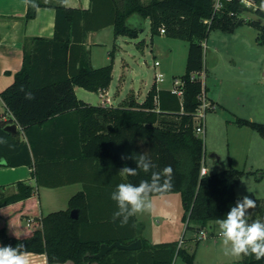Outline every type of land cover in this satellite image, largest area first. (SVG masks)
<instances>
[{"label":"trees","instance_id":"16d2710c","mask_svg":"<svg viewBox=\"0 0 264 264\" xmlns=\"http://www.w3.org/2000/svg\"><path fill=\"white\" fill-rule=\"evenodd\" d=\"M215 2L91 0L89 8H79L68 6L65 0H28L26 19L35 17L40 6L55 8V31L52 37L25 38L22 66L15 72L14 81L1 91L14 114L12 121L20 124L24 136L8 132L5 126L10 121L0 115V165L5 159V165L32 166L38 185L68 183L65 176L52 181L49 173L63 170L69 174L78 166L81 169V164H95L103 173L118 174L124 182L138 184L150 180L151 172L137 169L136 176L123 177L119 171L125 166L136 168L137 154L145 153L156 165L153 171L172 166L173 187L167 193H180L188 226L200 230L224 218L243 197L236 187L245 170L230 166L200 175L205 143L196 132L195 115L200 95L207 91L201 77L205 71L204 44L212 29L233 32L245 22L261 30L263 43L264 23L245 13L256 12L262 18L264 12L261 8L254 11L240 0H223L218 9ZM147 19L152 38L164 28V35L189 41L185 71L174 77L181 81L182 96L170 88H159L155 80L143 101L133 90L118 105L92 104L79 98L76 86L106 92L113 80L114 50L108 64L93 66L85 44L89 32L112 25L115 36L135 38L145 30ZM26 94L33 99H26ZM210 102L208 110L215 108ZM235 121L264 136V122L239 116ZM94 199V194L92 197L84 188L71 196L66 209L40 215L33 184L18 180L13 192L0 185V245L24 244L28 253H46L49 263L73 260L75 264H90L98 260L100 264H172L178 254L194 264V253L179 246L178 241L139 249L114 246L103 257H94L103 242L128 244L136 237L135 216L122 226L119 218L113 219L117 210L114 201ZM73 208L80 210L77 218L71 216ZM255 211L250 219L264 217L263 200H258ZM30 217L34 218L31 225L18 226ZM93 230L102 234L93 235ZM233 264H264V259L244 256Z\"/></svg>","mask_w":264,"mask_h":264},{"label":"rangeland","instance_id":"374dc122","mask_svg":"<svg viewBox=\"0 0 264 264\" xmlns=\"http://www.w3.org/2000/svg\"><path fill=\"white\" fill-rule=\"evenodd\" d=\"M245 14L249 18L255 17L264 23L262 18L256 17L251 11H246ZM260 31L249 22L238 26L233 32L220 28L211 30L204 44L205 63L208 68V78L205 77L204 84L209 95L211 91H218L220 104L206 112V130L200 135L204 139V156L209 171L212 173L230 166L245 170L236 192L239 196L254 199L256 203L258 200L264 201V136L235 120L239 116L264 122V42H260ZM153 38L156 44L166 52L159 57L161 65L157 66L158 70L169 68L170 71L162 85L172 86L173 76L179 78L185 71L189 41L167 35H155ZM100 39L103 44L94 46L98 57H105L114 50V53H122L134 68L133 71L131 69L126 71L121 88L122 93L126 95L132 87L136 91L141 87L146 93L154 79V69L151 65L155 62L150 22H146V28L140 32L138 38L126 35L115 36L112 31H109V33H103ZM214 73L222 77L221 83L214 81L212 77ZM121 74V70L117 68L114 89L111 91L113 98ZM82 93H85L88 98H84ZM77 96L93 104L102 102L100 92L83 87H78ZM213 153L218 154L219 161H214ZM74 188L75 186L65 187L59 189L56 194H43L41 211L47 214L53 210L66 209L69 197L75 192ZM171 196L174 199L170 210L172 215L176 214L178 217L177 222H174L179 231L176 239L181 246H185L182 242L189 239L186 247L194 253V264H217L219 259L232 260L233 257L225 256L223 252L218 254V257L214 242L215 240L221 242L220 237L214 239L210 235V237L198 239L199 230L187 226V222L182 221L185 210L180 193L175 192ZM158 209V206L153 203V210L150 213L136 216L139 221L143 220L146 223L145 234L152 240L167 237L170 239L173 236L169 235L173 232L174 223L172 228L170 227L172 229L170 232L168 226L162 225V217L158 214ZM254 212H256L255 209L251 210V213ZM26 223L27 219L24 218L18 226H26ZM192 236L194 239L191 238ZM174 259V264H188L181 255L176 254Z\"/></svg>","mask_w":264,"mask_h":264},{"label":"crops","instance_id":"0c3cea01","mask_svg":"<svg viewBox=\"0 0 264 264\" xmlns=\"http://www.w3.org/2000/svg\"><path fill=\"white\" fill-rule=\"evenodd\" d=\"M65 2L68 6L79 7V8H89L91 0H65ZM27 8H28V0H0V101H1L0 115L2 116L4 120H9L10 121L9 123L15 122V121H12L14 119V114L7 107L6 103L2 99L1 91L4 90L7 86H9L14 81L15 72L18 71L22 66L23 58H24V49H23L24 40L26 37H32V36L52 37L55 31V15H56L55 8L50 7V6H40L37 8V13L35 17L26 19L25 14L27 12ZM147 21H149V19H147ZM109 31H112V33L114 34V28L112 25L106 26L100 30L91 31L89 32V35L85 42L86 47L89 48L91 51V62L93 66L95 67L108 64L111 61L112 57L110 53L106 55L105 57H98L94 51V46L103 44L102 39H100L101 35L105 32L109 33ZM160 35L162 36L164 35V33ZM151 42H152V53L155 56V61L159 60L160 63L158 65H161V60L159 59V57L160 55L166 54V52H164V50H162L161 47L158 44H156V42L154 41V38H152ZM119 47H122V46L119 45ZM113 59H114L113 80L111 82L109 89L106 90V93L110 96L112 104L118 105L126 97V95L129 92L128 91L125 95L121 91L122 84H123V78L126 75V71L128 69L129 70L131 69L133 71L134 68L131 66L128 59L122 53L120 54L114 53ZM158 65H156L155 62L153 65H151L154 69V79L152 83L150 84V87L153 84V82L156 80L155 73L157 71L164 72L165 79L167 77L169 68H165V70L164 69L158 70L157 68ZM117 68L121 70L122 74L119 78V82L116 84V90H114L115 91L114 92L115 99H114L112 97L111 91L112 89H114V81H115V75H116ZM205 74H206V78H208V68H207L206 63H205ZM212 75H213L212 77L214 81H217L218 83L222 82L221 76H218L215 73ZM174 77L175 75L173 76V79ZM165 79L163 81H157L158 87L171 89L173 85L172 86L162 85V82H164ZM78 87H81V86L75 87L77 95H78ZM149 88L147 89L146 93L142 91L141 87L139 88L138 91H136V89L132 87L130 91L133 90L136 94L137 99L139 101H143L146 97V94ZM206 94L208 98L214 102L215 107L216 105L220 104V98H219L218 91L217 92L211 91L210 92L211 95H209L208 92L206 91ZM82 96L84 98H88V96L85 93H82ZM83 100L86 102L92 103L91 101H88L85 99ZM71 120L72 118L68 117V121H71ZM17 124H18L17 132H20V135L22 137L24 136V131L22 127L20 126V124L19 123ZM216 155L218 156V154L216 153L212 154V156L214 157V161L217 162L220 160V157L218 156V158H216ZM1 161L3 165H0V185L5 186L7 191L13 192V191H16V182L18 180H25L33 184L37 189V197H38V202H39L40 215L41 214L45 215L41 211L43 194H47V195H49L50 193L56 194V192L59 189L75 186V188L73 189L75 190V192L72 195L86 188L90 190L92 197L94 194L95 202L107 201V200H111L110 194L112 191L115 190L118 184L126 183L120 176H118V174L116 175L111 172L103 173L100 170V168H98V166H96L95 164H93L92 167L85 165V164H81V169H79V166L74 168L71 171V173H69L70 175L64 174L63 170L62 172L59 170H55L54 172L49 173V177L52 178L51 179L52 181H55V182L59 181L60 176H65V178L69 180L68 183H64L61 185H55V186L38 185L37 180L33 174L32 166L26 165V164L10 166V165L4 164L6 161L5 159H2ZM51 169L52 168H50V170ZM122 176L125 177L126 175H122ZM237 187H236V191H237ZM172 193H175V192L166 193L164 195H154L152 198L153 203L159 208L158 214H160V216L162 217V222H161L162 225L168 226L170 229V232L172 230L171 229L172 224L174 222H177L176 218H178L176 217V214L172 215L171 210H170L172 203H173V199H174L172 198L173 196H171ZM71 196L69 197V199L71 198ZM68 204H69V200H68ZM252 215L253 213H251V217ZM258 218H255V219H258ZM259 219L264 220V217H260ZM182 221L187 222L184 218V215L182 216ZM145 224L146 223L143 220L139 221L137 216H135L136 237L130 242H133L139 239L141 241V247L150 246L155 243L170 242V241H178V245H179V240L176 239L177 238L176 236L179 233V231L177 230V226L175 223L173 225V232L170 233L169 235V236H172V235L173 236L170 237V239L169 237H167L166 239H159V240H152L148 235L145 234V226H146ZM192 228L197 229L196 226H192ZM205 228L208 231V234H209L208 237H210L211 235L213 236L214 239H216L217 237L219 238L218 225L216 221L211 222ZM92 234L101 235L102 233L99 231L95 232L93 230ZM191 238L194 239L193 236ZM188 240L189 239L187 240L185 239L182 242V244L185 245V246L182 245V247L186 248L187 251L190 252L188 248L186 247V244L189 242ZM214 243L216 246L215 250L218 251L217 255L221 254L223 252L221 242H219L218 240H215ZM139 248H136V249H139ZM29 259H30V264H75L73 260H67L61 263H49L46 253H29ZM242 260L243 259H241V257L240 258L233 257L232 260H227V261L219 259V262L217 264H233L236 262H240ZM90 264H100V262L96 260Z\"/></svg>","mask_w":264,"mask_h":264},{"label":"clouds","instance_id":"9594fccd","mask_svg":"<svg viewBox=\"0 0 264 264\" xmlns=\"http://www.w3.org/2000/svg\"><path fill=\"white\" fill-rule=\"evenodd\" d=\"M25 98L33 99L31 94H26ZM135 162L136 168L125 166L119 173L136 176L137 169H142L145 173L151 172V178L141 180L138 184L120 183L111 192L110 198L117 206L113 219L119 218L122 226L126 225L131 217L150 213L153 210V196L164 195L173 187L171 165L165 166L161 171H153L156 165L145 153L137 154ZM256 207L254 199L244 196L236 200L224 218L217 219L218 235L225 256H254L256 260L264 259V220L250 219L251 210ZM0 264H30L25 245H0Z\"/></svg>","mask_w":264,"mask_h":264},{"label":"built area","instance_id":"2783aa9c","mask_svg":"<svg viewBox=\"0 0 264 264\" xmlns=\"http://www.w3.org/2000/svg\"><path fill=\"white\" fill-rule=\"evenodd\" d=\"M240 1L243 2L248 7H252L254 11H256L258 8H261L262 11L264 12V0H261L262 4H258L257 0H240ZM222 4H223V0H216V2H215V6L217 9L220 8L222 6ZM253 13L256 15V17H259L256 14V12H253ZM262 19L264 20V15H263ZM161 32L165 33V29L161 28ZM159 63H160L159 60L155 61L156 65H158ZM201 77H202V80L204 82V79L206 77L205 71H203L201 73ZM155 78H156V81H163L165 79V73L162 71H157L155 73ZM180 84H181L180 79H178V78L174 79L173 87L171 89L173 92L182 96L183 91L179 87ZM100 95L102 97V103L103 104H112L111 98L106 92L100 91ZM200 99H201V104L198 107V109L196 111V115H195V122H196V128L195 129L199 135L205 133V130H206V112L208 111V108H210L212 106L205 90L202 91V93L200 95ZM208 172H209V168L207 167V161H206L205 156H204L202 164H201L200 175L201 176L205 175ZM33 222H34L33 217L27 219V225H31ZM208 235L209 234H208L207 229L205 227H202L199 230L198 239L206 238V237H208ZM179 246H180V244H179ZM174 260H173L172 264H174Z\"/></svg>","mask_w":264,"mask_h":264},{"label":"water","instance_id":"95a60500","mask_svg":"<svg viewBox=\"0 0 264 264\" xmlns=\"http://www.w3.org/2000/svg\"><path fill=\"white\" fill-rule=\"evenodd\" d=\"M5 129L12 133V134H16L17 131H18V124L16 122L14 123H9L5 126ZM216 158H218V156L216 155ZM79 208H73L71 210V216L73 218H77L79 216ZM114 246H118V247H123V248H127V249H136V248H139L141 247V241L138 239L136 241H133V242H130L128 244H124L122 242H119V241H114L113 243L111 244H107L105 242H103L101 245H100V249L99 251L93 253L92 255L96 258H101L103 257V255H105L110 249H112ZM90 254V253H88Z\"/></svg>","mask_w":264,"mask_h":264}]
</instances>
